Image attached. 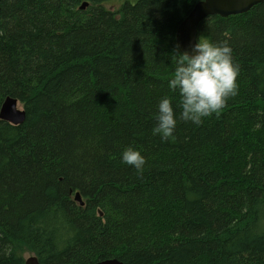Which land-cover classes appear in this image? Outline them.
<instances>
[{"label": "trees", "instance_id": "obj_1", "mask_svg": "<svg viewBox=\"0 0 264 264\" xmlns=\"http://www.w3.org/2000/svg\"><path fill=\"white\" fill-rule=\"evenodd\" d=\"M199 1H1L0 109L26 117L0 119V264H264V2L199 25L232 48L237 95L152 133L162 97L180 111L176 33Z\"/></svg>", "mask_w": 264, "mask_h": 264}, {"label": "clouds", "instance_id": "obj_2", "mask_svg": "<svg viewBox=\"0 0 264 264\" xmlns=\"http://www.w3.org/2000/svg\"><path fill=\"white\" fill-rule=\"evenodd\" d=\"M174 60V74L168 80V88L178 91L180 111H176L169 96L162 97L152 129L153 135L165 141L175 139L178 119L200 124L206 117L219 115L229 98L237 95L239 87V66L234 63L232 48L227 42L217 43L200 36L191 52H180ZM121 162L142 171L146 158L129 145L121 154Z\"/></svg>", "mask_w": 264, "mask_h": 264}, {"label": "water", "instance_id": "obj_3", "mask_svg": "<svg viewBox=\"0 0 264 264\" xmlns=\"http://www.w3.org/2000/svg\"><path fill=\"white\" fill-rule=\"evenodd\" d=\"M2 0H0L1 2ZM264 0H200L197 2L188 15L183 19L177 29L176 43L181 52H191L192 46L198 40V30L201 21L212 15L227 17L230 15L241 14L249 11L255 5ZM84 2L82 8L86 7ZM20 102L16 97L8 96L0 109V119L11 124H21L26 117L24 108L19 107ZM75 200L81 205L84 204L81 193L76 192ZM26 264H42L35 256L26 259ZM94 264H123L118 259H106Z\"/></svg>", "mask_w": 264, "mask_h": 264}, {"label": "rangeland", "instance_id": "obj_4", "mask_svg": "<svg viewBox=\"0 0 264 264\" xmlns=\"http://www.w3.org/2000/svg\"><path fill=\"white\" fill-rule=\"evenodd\" d=\"M107 6L113 9V8H115L117 6V1L110 2V3L107 4ZM19 107L23 108V105L20 104ZM25 256H26L25 258L27 259V258L31 257L32 255L30 253H26Z\"/></svg>", "mask_w": 264, "mask_h": 264}, {"label": "flooded vegetation", "instance_id": "obj_5", "mask_svg": "<svg viewBox=\"0 0 264 264\" xmlns=\"http://www.w3.org/2000/svg\"><path fill=\"white\" fill-rule=\"evenodd\" d=\"M1 3V2H0ZM263 3V2H262ZM83 5V4H82ZM87 6V5H86ZM81 9H85V7L84 8H82V6H81ZM242 14V13H241ZM228 17V16H227ZM75 194H76V192H75ZM82 197V196H81ZM32 256H35L34 254H31ZM36 258H37V256H35ZM38 259V258H37ZM38 261H39V259H38ZM40 262V261H39ZM25 263H26V260H25ZM40 263H42V264H47V263H43V262H40Z\"/></svg>", "mask_w": 264, "mask_h": 264}]
</instances>
